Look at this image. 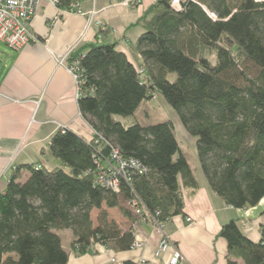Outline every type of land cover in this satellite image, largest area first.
Segmentation results:
<instances>
[{"label": "trees", "instance_id": "obj_1", "mask_svg": "<svg viewBox=\"0 0 264 264\" xmlns=\"http://www.w3.org/2000/svg\"><path fill=\"white\" fill-rule=\"evenodd\" d=\"M81 1L57 0L55 7L69 11ZM170 2L153 0L137 22L142 33L135 47L144 67H135L101 30L69 55L67 65L77 64L79 113L93 134L88 141L68 129L51 136L50 154L63 168L13 169L0 193V264H67L61 231L71 232L78 255L94 245L128 251L131 226L140 220L128 207L133 198L162 224L183 215L182 192L197 182L172 123L126 126L113 119L133 116L154 92L195 139L201 172L227 207L252 208L264 197V2L186 1L179 11ZM112 147L147 169L122 181L118 193L95 185L96 161H106ZM23 171L28 178L21 182ZM105 209H118L129 226L109 220ZM260 215L257 243L236 220L221 227L227 264H264V210Z\"/></svg>", "mask_w": 264, "mask_h": 264}, {"label": "crops", "instance_id": "obj_2", "mask_svg": "<svg viewBox=\"0 0 264 264\" xmlns=\"http://www.w3.org/2000/svg\"><path fill=\"white\" fill-rule=\"evenodd\" d=\"M151 3L152 0L143 1L127 24L123 22V12L119 10L123 7L117 0H82L79 9L85 15L59 11L48 3H41L29 24L34 39L28 45L13 51L0 43V193L17 166L63 168L49 151L50 138L61 127L87 141L91 139L93 131L79 113L77 89L67 70L68 57L75 49L95 42L101 30L108 32L104 35L105 41L117 43V49L135 67H143L135 47L142 33L137 22ZM130 31L135 35L133 40ZM190 167L197 188L183 190V215L163 225V232L172 245L166 252L155 256L161 235L150 223L138 221L131 226L134 246L124 252L94 245L91 253L78 255L70 248L71 232H58L62 248L69 254L67 264H171L176 253L182 258L178 264H227V243L218 234L231 220L238 222L251 242H259L264 197L252 208L227 207L210 189L201 171ZM26 178L28 173L23 171L20 181ZM93 213L91 221L96 225L97 215L93 221ZM186 218L194 223L188 225ZM116 223L121 228L129 226L121 216ZM63 234L67 235V244L63 243L62 237L66 236Z\"/></svg>", "mask_w": 264, "mask_h": 264}, {"label": "built area", "instance_id": "obj_3", "mask_svg": "<svg viewBox=\"0 0 264 264\" xmlns=\"http://www.w3.org/2000/svg\"><path fill=\"white\" fill-rule=\"evenodd\" d=\"M142 1L117 0V4L125 8H136L142 4ZM186 1H191L196 4L201 2V0H171L170 7L179 11L181 4ZM254 1L257 2V0ZM41 3H48L55 7L57 0H0V43L13 51H19L28 45L34 39L29 31V24L36 15ZM65 12L85 15L80 11L78 5L72 6L71 10ZM90 15L92 16L93 13L91 12ZM210 17L214 18L212 14ZM76 66L77 64L73 63L67 66V70L74 80L78 95L79 76ZM61 129L64 128L61 127ZM96 165L97 177L95 185L113 193L119 192L121 182L128 181L129 176H142L147 173V169L139 161L133 158H124L115 147L110 148L109 158L106 161L103 163L96 161ZM128 207L133 214L140 217L139 222L150 223L160 233V243L155 256L158 257L161 253L166 252L172 245L170 239L163 232L164 224L160 223L154 215L145 211V208H141V202L137 199L133 198L128 202ZM185 220L188 225L194 223L190 218H186ZM181 259V256L176 253L171 260V264H178Z\"/></svg>", "mask_w": 264, "mask_h": 264}, {"label": "rangeland", "instance_id": "obj_4", "mask_svg": "<svg viewBox=\"0 0 264 264\" xmlns=\"http://www.w3.org/2000/svg\"><path fill=\"white\" fill-rule=\"evenodd\" d=\"M261 2H264V0L263 1L257 0V3H261ZM136 8H125V7L119 8V10L123 12V22H126V24L131 22V20L133 19V15H136V10H135ZM137 29L139 30V27H137ZM130 37L132 40L133 38H135L133 31H130ZM140 63L144 67L143 62H139V64ZM174 79H175L174 75H170L168 77L169 81H173ZM113 119L115 121L121 122L126 126H129L134 122L142 126H148V125H153L156 123L168 122V121L171 122L174 127L175 136L177 140L181 143V147L185 153V156L188 159V160L186 159L187 162H189L191 166H194L193 169L197 168L198 172L201 171L197 160L195 139L187 134V132L182 127L175 112L168 106L165 100L157 92L152 93V97L150 98V100L143 102L133 116L130 117L113 116ZM63 128L67 129L66 127ZM177 157H178V153L175 155V158ZM64 169L67 170V168L65 167ZM105 211L107 212L109 220H112L115 223L118 222V219L121 216L118 209H108V210L105 209ZM96 215L98 214L96 211H94L92 216L93 221ZM62 239L64 244L68 243L67 235L63 236Z\"/></svg>", "mask_w": 264, "mask_h": 264}]
</instances>
